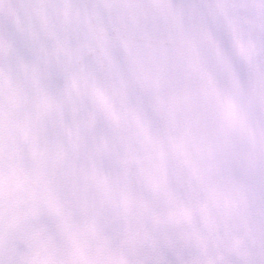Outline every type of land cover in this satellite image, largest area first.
<instances>
[{"label":"snow or ice","instance_id":"snow-or-ice-1","mask_svg":"<svg viewBox=\"0 0 264 264\" xmlns=\"http://www.w3.org/2000/svg\"><path fill=\"white\" fill-rule=\"evenodd\" d=\"M0 264H264V0H0Z\"/></svg>","mask_w":264,"mask_h":264}]
</instances>
